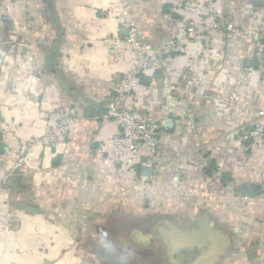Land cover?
<instances>
[{
	"label": "crops",
	"instance_id": "obj_1",
	"mask_svg": "<svg viewBox=\"0 0 264 264\" xmlns=\"http://www.w3.org/2000/svg\"><path fill=\"white\" fill-rule=\"evenodd\" d=\"M214 5L243 30L264 20V0ZM200 15L202 0H0V130L18 140L0 136V264H114L72 233L89 232L102 214L158 223L173 214L192 223L189 234L205 231L204 247L171 248L169 264H264V136L240 138L264 102L249 40L215 31L180 38L162 69L114 93L129 69L131 52L116 43L127 23L158 48ZM111 97L159 124L154 164L122 169L100 150L118 133L103 117ZM61 106L77 120L50 145L47 113ZM19 141L32 146L16 167Z\"/></svg>",
	"mask_w": 264,
	"mask_h": 264
},
{
	"label": "built area",
	"instance_id": "obj_2",
	"mask_svg": "<svg viewBox=\"0 0 264 264\" xmlns=\"http://www.w3.org/2000/svg\"><path fill=\"white\" fill-rule=\"evenodd\" d=\"M215 1L202 0V15L197 19H189L182 34L175 36L164 47L157 48L140 40L134 24L127 23V34L117 38L116 43L130 50L129 69L123 74L119 85L114 88V93L126 94L133 89L142 73L149 69H162L167 62L166 52L174 48L178 39H195L210 31L227 33L249 40L254 46L256 61L263 65L260 81L264 84V20L256 29L243 30L232 22L224 20L222 14L215 9ZM231 97L236 98V95L232 93ZM47 114L49 125L43 140L50 145H55L64 141L77 117L68 106L50 109ZM103 117L115 122L118 133L109 140L101 142L99 148L101 151H113L120 168L133 170L135 166L156 162L160 153L156 136L159 124L153 118L143 115L136 108H119L117 100L113 97L107 101ZM0 136L16 140L14 132L8 129H1ZM262 136H264V102L258 108L257 120L243 131L240 138L251 144ZM31 146V141H19L17 148L12 150L16 155L14 164L16 167L25 162Z\"/></svg>",
	"mask_w": 264,
	"mask_h": 264
},
{
	"label": "rangeland",
	"instance_id": "obj_3",
	"mask_svg": "<svg viewBox=\"0 0 264 264\" xmlns=\"http://www.w3.org/2000/svg\"><path fill=\"white\" fill-rule=\"evenodd\" d=\"M104 217L102 214V218L98 217L94 224H90L89 232L72 233L75 235L74 239L79 237L82 243L84 241L85 247H88L89 240L93 241L95 255L102 256L99 248L109 251L113 257L110 261L114 264L118 263L115 253L134 264H169L172 262V249L193 247L195 241H201L200 245L204 247V237L199 235L205 231L198 230L190 234L186 232L190 230L192 223L185 217L176 219L179 216L170 214L160 223L155 218L133 222L131 219L121 220L117 215L110 220H104ZM179 258L184 260L187 257Z\"/></svg>",
	"mask_w": 264,
	"mask_h": 264
},
{
	"label": "water",
	"instance_id": "obj_4",
	"mask_svg": "<svg viewBox=\"0 0 264 264\" xmlns=\"http://www.w3.org/2000/svg\"><path fill=\"white\" fill-rule=\"evenodd\" d=\"M2 145V144H1ZM3 147V146H2ZM0 148H1V146H0ZM148 171H149V167H147V166H142V174L143 175H148ZM263 189H264V186H263Z\"/></svg>",
	"mask_w": 264,
	"mask_h": 264
},
{
	"label": "trees",
	"instance_id": "obj_5",
	"mask_svg": "<svg viewBox=\"0 0 264 264\" xmlns=\"http://www.w3.org/2000/svg\"><path fill=\"white\" fill-rule=\"evenodd\" d=\"M105 109H106V107H104V109H103V111L105 112ZM135 168H138L137 166H135ZM134 168V169H135ZM119 218H121V220H124V219H127V218H125V217H122V216H119ZM124 218V219H123Z\"/></svg>",
	"mask_w": 264,
	"mask_h": 264
}]
</instances>
